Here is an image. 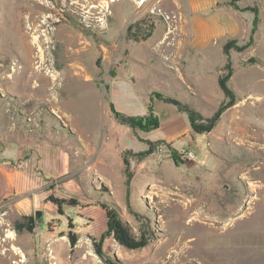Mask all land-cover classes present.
Instances as JSON below:
<instances>
[{
    "label": "rangeland",
    "instance_id": "obj_1",
    "mask_svg": "<svg viewBox=\"0 0 264 264\" xmlns=\"http://www.w3.org/2000/svg\"><path fill=\"white\" fill-rule=\"evenodd\" d=\"M94 1L102 0H0V150L53 133L75 144L70 124L100 150L78 162L90 169L72 170V183L47 179L31 209L0 203V264H264V0H221L248 16L249 35L225 41L223 58L181 62V72L154 46L188 38L176 9L184 0H106V16ZM28 11L40 15L46 53L26 72L31 47L10 18L22 25ZM228 57L239 101L211 132L186 131L187 116L154 97L159 128H129L125 148L115 141L112 107L146 114L155 92L212 118L224 101L218 79ZM172 137L178 148L162 141ZM104 205L147 245L118 241Z\"/></svg>",
    "mask_w": 264,
    "mask_h": 264
},
{
    "label": "crops",
    "instance_id": "obj_2",
    "mask_svg": "<svg viewBox=\"0 0 264 264\" xmlns=\"http://www.w3.org/2000/svg\"><path fill=\"white\" fill-rule=\"evenodd\" d=\"M184 1L185 4L178 1L176 9L181 21L185 23L188 38L185 40L169 38L154 46L159 48L157 51H162L164 48L163 50L167 52L165 57L174 62L179 72H181L179 67L181 62L186 63L187 61L188 64L198 62L203 56L211 59L216 54L223 58L225 41L243 39L249 35L248 16L222 3L221 0ZM119 20L122 25L126 22L125 17ZM86 78L91 79L89 76ZM182 80L185 81L183 76ZM54 111L61 113L57 109ZM147 113L140 116L147 115ZM180 113L186 115L179 111ZM70 125L77 137H75V144L61 141L60 134L53 133L51 136H34L31 142H26L25 145L18 144L15 149L3 152L0 150V203L16 199L18 208L31 209L46 193L47 179L66 180L67 183H72V170L86 169L78 162L82 159L96 157V153L100 150L92 145L93 138L80 133L73 127V124ZM186 127V131L191 128L190 122ZM116 128L117 130L111 129L115 141L125 148L128 144L124 143L122 136L130 137L131 130L121 124ZM176 139L172 137L162 141L172 143L177 147ZM93 141L96 142V140Z\"/></svg>",
    "mask_w": 264,
    "mask_h": 264
},
{
    "label": "trees",
    "instance_id": "obj_3",
    "mask_svg": "<svg viewBox=\"0 0 264 264\" xmlns=\"http://www.w3.org/2000/svg\"><path fill=\"white\" fill-rule=\"evenodd\" d=\"M257 24H258V19L257 17L255 18L251 30V38L248 44L245 47H248L249 45L252 44L253 41V36L256 33L257 30ZM230 44H227L224 47V52L228 56L229 52V47ZM234 71L232 67V63L230 61V58H227V63L224 66L219 79L218 83L221 88V90L224 93V101L222 102L219 110L215 113V115L212 118H204L197 110L196 108L189 103L188 101H181L176 98H172L169 96H165L160 93H153L152 98H151V103L148 108V113L147 115L144 116H131L122 112H118L117 110L114 109V106L112 107V110L114 114L117 117V121L121 125H125L129 128H131L133 131L141 127L144 123L145 131H151L159 128V120L155 116L154 111H153V99L154 97L156 99L162 100L165 103L171 104L175 106L180 112H183L187 115L191 129L195 134H204V133H209L211 132L218 121L220 120V117L222 114L229 108L235 106L238 101H239V96L236 93V91L233 89V87L230 86V81L233 77ZM152 143H150V146ZM127 152H124V163L128 164V160L126 158ZM126 186L127 188L130 187V176L127 175L126 179ZM107 215H108V228L113 230L116 238L118 241H120L124 246L128 248H140L144 247L147 245L148 239L143 237L139 240H135L133 237L130 236L126 226L120 219L118 212L115 208L104 205Z\"/></svg>",
    "mask_w": 264,
    "mask_h": 264
},
{
    "label": "bare ground",
    "instance_id": "obj_4",
    "mask_svg": "<svg viewBox=\"0 0 264 264\" xmlns=\"http://www.w3.org/2000/svg\"><path fill=\"white\" fill-rule=\"evenodd\" d=\"M146 1L147 0H141L140 4L142 5ZM80 2H82V0H77V2H75L74 4L77 5ZM86 2H87V0H86ZM86 5H87V3H86ZM36 7H39V6H36ZM22 8H21V10H22ZM107 8H108V3H107L106 0H102V1H99V2H97V1L93 2L92 9L95 12L103 13L106 16ZM28 12H30L29 15L24 17V18L22 17L21 20H20L22 22V25L19 24V26H18L16 24L17 19H16L15 16L10 18V20L14 24V29L16 28L15 29V33L19 36V38L26 37L27 41H28V43H29V45L31 47V49H29L30 57L25 60V64H26L25 71L26 72L27 71L37 70L39 68L38 65L40 63L38 60L40 58H42L45 55V53H46L45 50L43 49L42 45H41V36L39 35V33H40L41 29H42V26L37 24V22H38V20L40 18V15L37 13V11L36 12L28 11ZM48 34H50L51 38L54 37L53 36L54 33L50 32ZM51 38H49V39L51 40ZM43 62H44V60H43ZM225 227H226V230L223 232L224 234L229 231V225L225 226ZM201 244H202V242L200 243V245Z\"/></svg>",
    "mask_w": 264,
    "mask_h": 264
},
{
    "label": "built area",
    "instance_id": "obj_5",
    "mask_svg": "<svg viewBox=\"0 0 264 264\" xmlns=\"http://www.w3.org/2000/svg\"><path fill=\"white\" fill-rule=\"evenodd\" d=\"M183 153L185 158L187 159H194L196 157V154L190 149H185Z\"/></svg>",
    "mask_w": 264,
    "mask_h": 264
}]
</instances>
